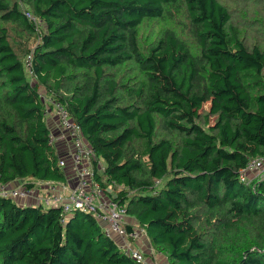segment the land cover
<instances>
[{
	"label": "trees",
	"instance_id": "trees-1",
	"mask_svg": "<svg viewBox=\"0 0 264 264\" xmlns=\"http://www.w3.org/2000/svg\"><path fill=\"white\" fill-rule=\"evenodd\" d=\"M236 4L0 0V180L67 181L48 96L168 264H264V177L240 179L264 157V0ZM62 219L0 196V264H147L91 214Z\"/></svg>",
	"mask_w": 264,
	"mask_h": 264
},
{
	"label": "built area",
	"instance_id": "built-area-1",
	"mask_svg": "<svg viewBox=\"0 0 264 264\" xmlns=\"http://www.w3.org/2000/svg\"><path fill=\"white\" fill-rule=\"evenodd\" d=\"M28 19L36 26L41 25L32 12L26 11ZM31 55L27 57V63ZM47 108L45 115L53 121L49 133V143L55 145L59 154V166L71 167L67 172V181L64 183L38 182L33 186L16 184L8 186L0 180V196L9 197L21 205H43L61 209L62 221L65 223L69 215L75 211L91 214L94 219L102 223L105 235L117 236L121 250L131 259L147 264H164L159 255L153 251L151 259L146 258L139 248L132 242L147 233L139 224L128 220L129 214L126 205L118 203L108 191L112 189L101 186L95 174L102 175L104 164L96 159L93 148L87 144L82 134L81 127L72 118L67 106L62 102L42 96ZM61 143L62 147L58 148ZM95 162L98 163L96 168ZM264 177V157L251 159L240 170V179L249 183L254 178ZM71 182L73 185L71 186ZM42 191L44 193H42ZM131 218V217H130ZM153 248V246H152Z\"/></svg>",
	"mask_w": 264,
	"mask_h": 264
},
{
	"label": "rangeland",
	"instance_id": "rangeland-1",
	"mask_svg": "<svg viewBox=\"0 0 264 264\" xmlns=\"http://www.w3.org/2000/svg\"><path fill=\"white\" fill-rule=\"evenodd\" d=\"M228 1H229L230 3H232V7H234V6L237 5V4H236V0H228ZM175 21H177L176 26L180 27L181 24H179V22L184 21V15H183V14H177V13H176V15H175ZM42 93H43V92H42ZM45 97H46V98H49L48 96H45ZM46 103H48V102L46 101ZM49 123H50V121H49ZM58 151L60 152V149H59ZM66 171H67V172L71 171V167H69V166L66 167ZM42 193H44V192L42 191ZM130 217H131V216H130ZM130 217H128V220H129L130 222H134V223H136L135 219L132 218V217L130 218ZM145 241H146V242H145ZM132 244H133L136 248H139V249L141 250V252L143 251V252H142L143 255H144L146 258H149V259H151L153 251H155L158 255H159V253H160L158 250L152 248V246L150 245L149 240H148V238H147L146 235H142V237H141L140 239L133 241ZM146 245H148V249H149V250L147 251V253H145L144 250H143V246H146ZM147 255H148V256H147ZM159 257H160L161 260L163 259L162 263L165 261L166 264H168V260H167V258H166L165 255H163V254L160 253Z\"/></svg>",
	"mask_w": 264,
	"mask_h": 264
},
{
	"label": "crops",
	"instance_id": "crops-1",
	"mask_svg": "<svg viewBox=\"0 0 264 264\" xmlns=\"http://www.w3.org/2000/svg\"><path fill=\"white\" fill-rule=\"evenodd\" d=\"M52 123H53V121H51L50 122V124L52 125ZM58 148H61L62 147V144L61 143H59L58 144V146H57ZM61 152V151H60ZM67 173V172H66ZM68 174V173H67ZM19 184H21V185H23V184H25V182H20ZM16 185V184H15ZM73 185V182H71V186ZM134 223V222H133ZM148 238V237H147ZM115 239L116 240H118V242H119V238L117 237V236H115ZM149 240V239H148ZM146 242V241H145ZM149 243H150V240H149ZM150 245H151V243H150ZM152 246V245H151ZM143 250H144V252L145 253H147V251L149 250L148 249V245H146V246H143ZM143 252V251H142ZM148 256V255H147ZM161 261H163V259L161 260ZM164 264H166V262L164 261L163 262Z\"/></svg>",
	"mask_w": 264,
	"mask_h": 264
}]
</instances>
